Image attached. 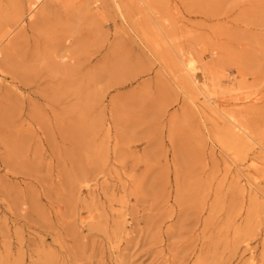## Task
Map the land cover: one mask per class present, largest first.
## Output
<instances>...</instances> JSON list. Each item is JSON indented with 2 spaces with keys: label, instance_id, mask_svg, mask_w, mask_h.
Listing matches in <instances>:
<instances>
[{
  "label": "rangeland",
  "instance_id": "1",
  "mask_svg": "<svg viewBox=\"0 0 264 264\" xmlns=\"http://www.w3.org/2000/svg\"><path fill=\"white\" fill-rule=\"evenodd\" d=\"M31 1L0 0V264H264V163L179 69L264 145V0Z\"/></svg>",
  "mask_w": 264,
  "mask_h": 264
},
{
  "label": "bare ground",
  "instance_id": "2",
  "mask_svg": "<svg viewBox=\"0 0 264 264\" xmlns=\"http://www.w3.org/2000/svg\"><path fill=\"white\" fill-rule=\"evenodd\" d=\"M40 0H32L29 5L28 15L33 11L36 5ZM24 20L21 19L18 22V25L21 24ZM13 32L9 30L4 37H9ZM1 40V38H0ZM1 45V41H0ZM1 53V51H0ZM179 69L182 72V76L185 79L187 85L194 91H199L201 93L202 104L212 113L215 114L218 120H221L219 123L221 125V131L224 136L223 143H226L231 146H240L247 147L252 150H257L258 155H254L248 160V169H255L258 164L264 163V145L260 140H257L252 134L249 127L241 120L238 119V116L235 112L230 109H224L220 106V104L216 103L212 99V96L206 90V86L204 82L200 84V81L197 79V66L194 63V59L192 57H181L179 62ZM0 78H1V70H0ZM241 93V92H240ZM245 95L241 93V97H238L236 101L233 102L232 105L240 106L245 101L248 103H252L257 100V96ZM254 133V132H253ZM249 252V264H254V256L251 249L246 248Z\"/></svg>",
  "mask_w": 264,
  "mask_h": 264
}]
</instances>
